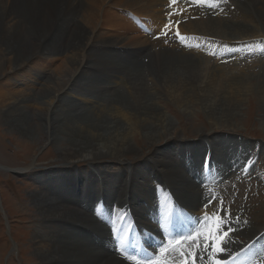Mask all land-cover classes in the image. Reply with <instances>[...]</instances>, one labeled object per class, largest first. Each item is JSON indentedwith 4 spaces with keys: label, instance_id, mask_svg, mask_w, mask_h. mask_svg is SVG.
<instances>
[{
    "label": "bare ground",
    "instance_id": "bare-ground-1",
    "mask_svg": "<svg viewBox=\"0 0 264 264\" xmlns=\"http://www.w3.org/2000/svg\"><path fill=\"white\" fill-rule=\"evenodd\" d=\"M77 1L81 2V5H78L76 3ZM226 1H231V3L216 5L218 0H208L206 5L200 4L192 6V4L187 2L175 3L172 2V0H0V88H2V91L0 90V114L5 120V125L11 129L10 132L20 133L21 136L31 139L34 146L39 144L41 147L45 144H50L54 148L58 162L64 166H70L72 162L76 163L80 160L92 162V160L97 161L108 157L118 161L122 157L136 154V149L131 144V136H134V140L137 139L136 130L140 128V125H143L142 131L143 136L146 137L145 143L147 146L155 147L159 143H164L162 145L163 148L154 149L155 151L153 152L151 162H146L145 166L142 164L134 167L136 170L140 171V173L136 174L135 169H133V171L128 170L127 175L129 174V176L123 175V179L122 175L117 174L114 176L111 181H118V183H115L117 187L114 192L110 191L106 185V181L109 180L105 176L107 174L104 173V175L101 172H96L95 169L89 173L91 176V178L89 176V180L86 178L84 179V173L78 171L75 174L73 171L71 172L68 167L58 169L60 171L56 175L58 180H67L69 182L68 190L72 192L74 199L78 200V204L81 205L83 209L87 207L82 199L74 193L73 186L76 183L74 178L77 177L76 179L79 181L82 179V181L86 183L89 181L86 188L88 189L91 187L92 192L90 193L92 195L95 181H100L105 191V197L102 196L101 198V200L104 201L101 212L105 214L107 221L113 219L111 206L115 204L116 207L119 208L121 200L124 197L125 181H129V184L131 183L129 194L131 191L135 190L134 198L129 195L130 205L136 217L140 235L144 237V242L145 239L150 237L148 240L149 244L146 242L144 243V251L151 259L158 257V251L163 250L161 244L165 243L166 240L163 234H158L164 229L156 210L153 211L154 218L145 216L142 211L153 205L155 206L153 192H156L157 189H154V184L170 190L172 196L176 199V216L174 217L173 229L169 231L164 230L166 234L165 237L170 238L178 235L185 236L186 238L182 239L181 246L164 258V264H168V262L172 264L181 263L180 251L185 245L186 247L196 249V252H193L194 254L192 255L196 258V264H209V256L205 260H203L202 256L207 257V254L212 253L213 249L209 248L208 251H205L208 246L202 247L200 243L204 242L205 235L208 232L211 233L208 217L211 208L209 207L203 211L201 209L202 204H199L201 202L198 199L200 195L203 196L204 200V188L200 185V182L204 181L201 165V181L196 177L190 178L191 169L193 170L197 167L198 161L201 158V150L203 155L205 148L202 145L201 149L200 144L196 145V147L185 145V147L188 148L186 152L189 151L191 153L193 161L192 164H190L191 166L188 167L185 164L188 163L189 160L184 159L185 157L181 149L182 146L174 144V151L177 149L180 150L179 153L174 152L175 157L177 159H182L179 161L175 160L174 155L171 153V147L173 145L170 144V142L177 137L178 129L171 123L168 117L163 114L160 108L155 103L153 104L151 102L153 95L146 90L144 83H142L144 81L142 74L144 55L150 53L152 48H156V52L153 53V62L157 64V69H154V71L156 73H161L162 85L165 88H163L164 91L169 94L172 99L170 100L173 103L184 110L189 125L194 124V117L190 113V108L194 106V98H198L195 93V96L190 99L189 92L197 90L198 86L204 110L209 120H211L210 123L214 125L212 127H216L215 129L221 127L216 120H220V122H222V120L228 121L226 117L230 114V111H227L229 105H234L231 114L234 113L233 111L235 109H238L237 103H242L240 95L242 90L239 88L240 86H238L239 91L235 90L232 92L231 89L233 88V84L226 73L219 69H213L203 65L202 62L195 57L184 54H172L166 49H159L156 42L148 40L147 35L149 31L142 32L144 38L140 35L128 36V34L126 38L123 37L124 39L114 36L120 37L121 34L118 35V33H123V29H128L133 26V19L130 14L137 15V17H139L137 21H141V16L147 14L146 18H150V20L156 22L163 13H167L168 16V12L175 10L182 11L186 14V18L191 16L188 15L191 12H194V15L198 17V22L189 25V20L185 28L193 34L190 35L191 37L195 35L198 38H202V43L199 45L203 48L209 47L212 42H215V40L221 37H232L239 40V37H242L244 33H248V38L251 37V34L255 32L254 28L242 30V25L240 28H235L232 26L233 23H230L231 20H236L239 24H242L240 22L241 19L245 21L246 14L250 13L251 10L249 1L243 0L244 3L239 2V0ZM252 2L264 24V0H252ZM237 3L242 5L243 10L240 11V17H233L229 23L227 20L217 15L214 16L212 13L215 11H211V13L205 9V7L214 6L216 10L223 11V13L230 16L233 14L228 10L231 5H236L237 10L240 9V5ZM167 5H169L168 10L166 9ZM113 9L117 10V12ZM153 10L157 12L155 13ZM78 11H80L79 24L73 25L72 22L76 21V17L73 16L71 19H68V16L75 15ZM127 11H129L130 14H120L121 12ZM223 13L220 16H222ZM83 26L85 29H83ZM150 27L151 29H155L153 26ZM193 27L198 28L195 30ZM73 28L76 29L72 37L71 30ZM106 33L112 37H105L104 35H106ZM151 36H153V34ZM31 38H34L33 42L30 41ZM108 40H110V42H106ZM78 42L79 48L77 47ZM97 43L101 45H113L114 47L121 46L124 49L128 48L127 45H132V47L136 48L137 52L134 51L132 53V58L130 61L126 62L123 67H118L115 70L110 68L109 65L111 66V62L121 61V58L118 55L114 56V58L111 56L108 57L107 55L115 53L113 50L104 48L102 57H100L102 60L95 58L91 54L89 56L87 55L89 63L92 62L97 68L104 69L102 79L100 77L99 80L90 82L91 77L95 73L93 72L89 75V84H92L91 95H97L91 97L88 100L89 105L83 106V108L77 109L72 103L69 102L66 104L64 102V104H58L52 109L51 104L63 88H67L68 91L73 89V82L76 80L74 76H77V74H79L78 72L81 74V72L83 73L88 68L89 70L92 68L90 65L88 67L87 64H85V55L83 52L88 46L91 47ZM179 44H185V46L193 45L196 46V49H200L199 45L187 43L184 39L182 43ZM226 44L233 45L234 42H226ZM61 46H63L62 50ZM216 47L217 46L214 48ZM65 49L68 50L66 56L63 55ZM234 52L235 50L231 49L232 55ZM123 53L127 54L126 51H123ZM141 54H143V56ZM50 55H52L53 58H58L57 63H70L74 67V71L71 72V70H69L71 73L58 77L53 74H33L29 71L20 70L22 63L33 62L37 64V66L43 65ZM140 58L141 61L138 66L137 62H139ZM189 63L191 65H189ZM192 65L196 69L195 74L197 76L195 79H188L189 87H187L183 79V72ZM217 72H220V74H217ZM95 76L93 80L96 79ZM71 79L72 83L70 82ZM85 79H87V74L83 75L78 80V86H80ZM127 79H129V81H127ZM124 81L126 82L124 83ZM130 81L139 84L135 91L120 93L119 90L121 88L124 89L126 84ZM29 84L41 85L40 90L37 88L39 91L36 89L38 93L34 92V89L31 88ZM93 85L96 87H93ZM99 86L103 89L100 92ZM188 88L190 90H188ZM36 95L38 96L37 104L32 103ZM140 101L142 106L141 119L137 122L135 121L133 126L129 128L127 120L117 109L129 108L130 105L135 107ZM260 103H262L261 110L262 113H264V95ZM34 109L38 111V114L35 116L31 115V110ZM109 109L112 110L109 112ZM214 116L215 118H213ZM35 117H37L38 121L33 123L32 121ZM94 119H97L96 123L93 122ZM130 119L133 118L128 117V120ZM261 122H264V118L261 119ZM39 133H44L46 136L44 138H39ZM208 138L212 150L216 145L214 155L217 163L220 162V165H225V161L229 160L226 159L228 157V146H224L222 138L212 137L213 139H210V136ZM227 142H229V140H227ZM234 146L236 148V153H239L236 160L237 163L239 161L238 159L242 158L241 156L245 149L241 147L242 151L240 152L238 151V144L235 143ZM215 158L212 155V164L210 165L211 175L212 169L214 173L216 172V167L214 166ZM202 160L203 157L201 158V162ZM178 162L180 163L178 164ZM256 162H259V159H257ZM154 163L156 164L155 168H157L156 172H153ZM234 163L231 166H233ZM143 168L144 171L141 172ZM70 173L72 176L69 175ZM156 173H160L164 178L158 180ZM40 174H43V177L47 178L49 176V178L45 180H49L52 177V174ZM135 174L136 176L132 181L131 178ZM117 176H121V179H118ZM36 179L37 178H35V180ZM43 185L41 192L36 190L33 192L35 207L38 208L41 215L46 217L57 216L65 218L80 216L79 211L62 205L69 203V193L58 190V186L52 187L48 182L43 183ZM83 186L84 184L82 183V187ZM119 189L121 193L116 199L117 194L115 193L116 190ZM83 193L82 191L80 195ZM109 196H112V201L109 200ZM85 200L92 202L94 199L93 196L89 195L87 197L85 196ZM113 201L118 202L111 204ZM144 202L147 203L146 206H144ZM126 204H128V202H126ZM70 206L73 205L70 204ZM126 206L130 209L129 205ZM94 220L96 221L95 218ZM55 221L56 224L60 226V228L66 230L67 233L84 238L89 237V241L93 243L97 242L100 238V234H93L89 226H81L80 224L65 220ZM225 225L230 224L225 223ZM101 226L106 230L105 226ZM41 229L44 230L45 228L41 227ZM173 230L175 232H172ZM242 232L243 234L245 233V237L250 238L252 235V232ZM132 235L136 238L134 231ZM42 237L48 238L49 236L37 234L31 241H35L37 238L40 239ZM53 238L55 241L51 243L50 240ZM261 238L256 242H259ZM65 239L66 238L50 236L48 241L42 240L41 244L34 245V252L42 262H49L53 259L52 261L68 260L66 264H126L112 257L109 253L97 254L94 253L93 250L92 253L87 249L81 253L75 252L81 249L78 241L71 242L69 239ZM179 239L180 238H175L173 241ZM131 240L132 236L129 241ZM200 240L201 242L199 243ZM231 247V245L227 246L228 249ZM120 252H123V255H128V251L126 250ZM255 253L256 252L253 254ZM134 255H137V252H134ZM56 257L62 258L54 259ZM239 258L240 256L236 257L230 264L240 262L241 258ZM249 259H251V256H248V261ZM249 264H252V262Z\"/></svg>",
    "mask_w": 264,
    "mask_h": 264
},
{
    "label": "rangeland",
    "instance_id": "rangeland-1",
    "mask_svg": "<svg viewBox=\"0 0 264 264\" xmlns=\"http://www.w3.org/2000/svg\"><path fill=\"white\" fill-rule=\"evenodd\" d=\"M248 1L250 3L251 10L250 13L246 14L245 21H242L241 19L240 22L242 24L237 23L236 20L232 21L230 18L235 17V13H234L229 16V20H227V22L229 23L231 20L230 23H233L232 26H234L235 28L237 27L240 28V26L242 25L241 27L242 30L254 28L255 32L251 34L252 36L248 38L249 36L248 33H244L242 37H239V40L237 38H232V37H221L215 40V42H212V44L209 47H206L209 49L217 46L216 48L218 49H228L226 46H224V44H226V42L230 43L231 41H233L234 44L232 45L233 47L232 49L235 50L234 53L237 55V59H238L235 62L236 63L239 62L240 66H238V64L237 65L232 64V62L228 63L227 65L225 64L224 66L218 65L213 60L212 61L209 60L210 57H206V56L202 57L200 56L201 53H199L198 51L187 50L186 48L182 47L181 44L179 43H182L183 40L181 41L180 39V41H178L175 38H171L168 33H172L171 28L173 22L183 19L181 17L186 18V14H184L182 11H181L182 12L181 16H178L179 11H175V10L168 12L169 14L168 16L167 13H163L162 15H160V17L158 16L159 19L156 22L155 21L153 22L152 20H150V18H146L147 14L141 16L142 17V20L140 19L141 21H137L138 19L135 20L134 15H131V17L134 19V22L132 23L133 26L129 27L128 29H123V33H118V35L121 34L120 37L118 36H114V37L122 39L123 37L126 38V35L128 34V36L140 35L142 38H144L142 32L149 31L147 35L148 40L152 42H156L159 49H166L172 54H184L191 57H195L199 59L203 65L208 66L209 68L219 69L224 73H226L233 84V88L231 89L232 92H234L235 90L239 91V88H241L242 92L240 95H241L242 103L241 104L237 103L238 109H235L233 111L234 112L233 114H231V112L234 105L228 106L229 108H227V111H230V114L227 115L226 117L228 121L221 119L223 122L222 123L220 122V120H216L221 126L218 127V129H215L216 127L215 128L212 127L214 125L210 123L211 120H209L208 115L204 110L201 93L199 92L200 91L199 86L197 90L189 92L190 99L191 97L195 96V93L197 94L198 97L197 99L194 98L195 101L194 106L190 108L191 111L190 113L194 117V124L189 125L187 122V117H185L184 110H182L175 103H173L171 101L172 99L170 98L169 94H167L164 91L165 88L162 85L163 81L161 79V73L160 72L156 73L154 71V69L155 70L157 69V64L153 62V56H154L153 53L156 52V48H152L150 53L144 55V59L142 63V74L144 81L142 83H144L146 90L153 95L152 96L153 99L151 100V102L153 104L155 103L163 112V114L166 115L168 119L171 121V123L178 129L177 137L172 139L171 140L172 142H170V144L173 145L171 147V151H172L171 153L174 155V149H175L174 144L182 146L181 149H182V154L185 157L184 159L189 160L188 163H186L185 165L190 167L191 166L190 164H192L193 161H192L191 153L189 151L186 152V149L188 148H186L185 145L188 146L191 145V147H196V145L200 144L202 149L203 141H205V139L208 138L209 136L210 139L212 137L222 138V141L224 142V146H228V153H227L228 157L226 159L229 160L225 161V165L223 164L220 165L219 164L220 162L217 163L214 155L216 150V145H215V147H213V157L215 158L214 166L216 167V172L215 174H213L214 171L212 169V175L210 178L211 180L208 179L207 182L205 181L202 182L200 179V165L202 158V150H201V158L198 161L197 167L194 168L193 170L191 169L190 178L196 177L197 179H199V181L202 182V183L200 182V185H202V187L208 185V187L211 186L210 188L216 190L217 194L215 196V199L218 202L220 201L219 208H215L216 211L221 209L222 213H225L231 207L238 206L237 210H242V212L239 214V217L244 216L247 219L249 218L251 222L255 224V227L257 226L254 232H252V235H254L256 231H259L264 227V181L258 180V177L255 174L258 171L264 170V122H261V119L264 118V113H262L261 110L262 103H260L264 95V89H263L264 60L255 59L256 63L251 64L249 68L248 66L244 68L245 67L244 65L246 63L245 59L240 57L243 54L244 50L250 48L247 47L245 44L250 45L255 38L264 37V24L262 19L259 17L252 0H248ZM76 3L78 5H81V2L79 1H77ZM237 4L240 5V9H238L237 11H242L243 10L242 5L240 3ZM166 9L167 10L169 9V5H167ZM113 10L117 12V10L115 9ZM128 12L129 11L121 12L120 14L125 15V13ZM79 14L80 11L76 12L75 15L68 16V19H71L73 16L76 17V21L72 22L73 25L79 24L80 21ZM188 15L196 16L194 15V12H191ZM195 22L198 21H192V22L190 21L189 25ZM185 25L186 23L181 24L180 26L182 32L184 33L186 32L187 34L184 40L190 44L193 43L197 45L201 44L202 38H198L195 35L191 37L190 35L193 34H191V32L185 28ZM150 26H153L155 29H151ZM197 28L198 27H193V29L195 30ZM75 29L76 28H73L71 30L72 37ZM83 29H85L84 26ZM152 34L153 36H151ZM165 34L167 36H165ZM104 36L108 38L112 37L109 36L107 33ZM33 40L34 38L30 39L31 42H33ZM106 42H110V40ZM127 46H128L127 49H124L121 46L114 47L113 45H108V44L101 45L98 43L91 47L88 46L83 53L85 55V64H87L88 67L90 65L92 68L90 70L88 68L83 73L81 72V74L80 72H78L80 75L77 74V76L76 75L74 76L76 80L75 82H73L74 83L73 89L71 87L72 90L68 91L67 88H63V90L57 94L54 102L51 104L52 109H54L55 106L58 104H64V102L66 104L69 102L72 103L77 109L89 105L88 100L91 97L97 95V94L91 95L92 84H89V75H91V73L94 72L95 74L91 77L90 82L97 81L100 79V77L102 79V76L104 74V69L97 68L96 65H93L92 62L89 63V61L87 60V55L89 56L91 54L95 58L102 60V58L100 57H102V52L104 48H109L113 50L115 53H112V55H107V56L108 57L111 56L114 58V56L118 55L121 58V61L111 62V66L109 65L110 68L115 70L118 67H123L126 62L130 61V59L132 58V53L136 51V48L132 47V45H127ZM77 47L78 48L80 47L79 42L77 43ZM62 49L63 46H61V50ZM123 51H126L127 54H124ZM67 53L68 50L65 49L63 55L66 56ZM254 53L255 52H253V54ZM141 55L143 56V54ZM244 55L246 56V54ZM250 59L252 63L254 59L253 60L252 58ZM140 61L141 58L139 62H137L138 66ZM57 62H58V58H53L52 55H50L43 65L37 66V64L33 62L22 63L20 70L29 71L30 73L33 74H42V73H45L46 75L53 74L58 77H62L65 74L74 71V67L70 63L67 62L57 63ZM189 65L191 64L189 63ZM69 70H71V72H69ZM195 73H196V69L193 65L188 67L183 72L184 74V75L182 74L183 79L187 87H189L188 79L196 78L197 75ZM86 74H87V79H85L80 84V86H78L79 85L78 80L83 75ZM217 74H220V72H217ZM94 76L96 78L95 80H93ZM127 81H129V79H127ZM70 82L72 83V79L70 80ZM125 82L126 81H124V83ZM29 85L31 88L34 89V92L39 91L41 88V85L38 84H32V85L29 84ZM137 85L139 84L130 81L128 82V84H126L124 89L121 88L119 91L120 93L135 91ZM238 86L240 87L238 88ZM93 87L96 86L93 85ZM1 89L2 88H0V90ZM101 90L103 89L100 88L99 86V92ZM188 90L190 89L188 88ZM37 95L32 100V103L35 104L38 103ZM133 107H134L133 105H130L129 108H122L121 110L117 109V111L121 113V115L127 120L129 128L133 126L135 121L137 122L138 120H140L142 115L141 101L139 102V104L135 105L134 108ZM111 110L112 109H109L108 111L110 112ZM37 114H38L37 109L31 110V115L35 116ZM128 117H131L133 119L128 120ZM213 118H215V116ZM37 121L38 119L37 117H35L32 122L36 123ZM4 122L5 120L2 118L0 114V264H66L68 263V260L52 261L53 259H51V261L49 262H42L35 254L33 246L41 244L42 240L48 241V238L50 236L66 238L65 240L69 239L71 242L78 241V243L81 246V249L75 252L81 253L82 251L87 249L90 252L93 253L94 251V253L97 254L109 253L112 257L118 259L120 262L125 263L123 260H121L118 257L119 256L118 254L121 255L123 254L120 251L116 250L113 240L110 238V236L107 233L108 231L104 230L101 224L97 222V220L96 221L94 220L93 216L90 214L91 212L88 215L86 211L81 210L83 208L81 207V205L78 204V200L74 199L72 192L68 190L69 182L67 180H63V181L58 180L56 175L60 171L58 169H63L68 167L70 171L71 172L73 171V173L75 174L78 171L84 173L85 176L84 179L85 178L88 179L90 176L89 173L92 172L93 169H95L96 172L107 174V175L104 174L107 177V179H109L106 181V185L110 191L114 192L117 187L115 183H118V181H111V179L114 176H116L117 174L123 176L126 166L128 167L129 165L131 168L135 169L136 174L140 173V171L136 170V168L134 167L142 164H144L145 166L146 162L147 163L151 162L153 152L155 151L154 149L163 148L162 145L164 143L163 142L159 143L155 147L147 146L145 143L146 137L143 136V131H142L143 125H140L139 126L140 128L136 130L137 139L134 140V136L133 135L131 136L132 137L131 144L135 147L136 154L134 155L132 154L127 157H122L118 161L112 159L111 157H108L105 159H99L97 161L92 160V162L80 160L77 161L76 163L72 162L70 166H64L58 162L57 155L54 152L53 146H51L50 144H45L41 147L39 144H36L34 146V144H32L31 142L32 141L31 139L21 136L20 133L10 132L11 129L7 125H5ZM93 122L96 123L97 119H94ZM38 136L39 138H44L46 135L44 133H39ZM227 140H229L230 143L227 142ZM235 143L238 144L239 148L244 147L245 149V151L241 156L242 158L238 159L240 162L238 161L237 163L236 160L238 158L239 153H236V148L234 146ZM255 144L261 146L263 145V148L261 149V153L258 157L259 162H257V164L255 165V169H253L249 173V176L246 177L244 176V172L241 171V168L243 166L241 168L239 166L241 165V161L243 159H244L243 161V165H244L247 158L251 154ZM175 160L179 161L182 159H177L175 157ZM179 163L180 162H178V164ZM233 163L234 165L231 166ZM133 164L134 166H131ZM155 167L156 164L154 163L153 172L157 171V168ZM142 171H144V168L141 170V172ZM40 173H44V174L47 173L48 175L52 174V177L49 180H45L48 179L49 176L47 175L48 178L43 177V174ZM136 174L132 176L131 178L132 181L135 178ZM69 175L72 176L71 173ZM128 176L129 174L127 175V177ZM156 176L158 177V180L164 178L161 176L160 173H156ZM233 177L236 180L235 183L231 185L232 183L231 181ZM35 178L37 179L35 180ZM117 178L121 179V176H117ZM123 178L124 176L122 177V179ZM245 178H247L248 182H245ZM240 180H241V185L239 190H237L240 184L239 183ZM80 181L84 184L82 190L83 191L86 190L87 189L86 185L89 181L87 183L85 181H82V179H80ZM45 182L50 183L52 187L58 186V190H61L62 192L69 193L70 195V198L68 199L69 203L62 205L79 211L80 216H73V218H65V217H57V216L46 217L44 215H41L38 211V208L35 207L33 192H35V190L41 192L43 189L42 187L44 186L43 183ZM204 182L208 184H205ZM130 184L129 181L128 182L125 181L124 197L121 200L119 209H123L124 206L129 205L130 210L133 216L135 217L129 201V195L132 198L135 197V190L131 191V193L129 194ZM203 188L205 189V187ZM154 189H156V187H154ZM86 193L87 190L85 191V196ZM117 197H119V195L116 196V199ZM108 198L110 201L113 200L112 196H109ZM198 199L201 201L199 204H207L208 201L212 199V196L210 193L209 194L207 193L206 195H204L205 201L203 200L202 195H200ZM126 202H128V204H126ZM70 204H72L73 206H70ZM146 205L147 203L144 202V206ZM86 207H88V205H86ZM154 210H156V207L153 205L150 208H146L144 211H142V213L145 216L154 218V213H153ZM229 212L230 215L228 217L230 219L237 216L235 212L233 211H229ZM55 220H65L76 224H80L81 226H89V229L92 230L93 234H100V238L97 242L93 243L89 241V237L84 238L78 235L67 233L66 230L60 228V226L56 224ZM41 227L45 229L42 230ZM136 227H137V221H136ZM133 231L136 234V239H138V236L139 238H141L138 227L137 230L133 229L132 232ZM161 233H164V230L159 232L158 235H161ZM209 233L210 232H208L205 235L204 242H207V237L209 238ZM258 233H256L255 235H257ZM37 234H44L45 236H49V237L48 238L42 237L40 239L37 238L35 241H31V239ZM239 235H242L243 238L245 237V233L243 234V232H240ZM259 238H261V240L259 242H255V244L251 246L253 247L252 248L253 250L251 251L252 254L254 252L258 253L257 251L261 247L262 242L264 241V234L261 235ZM54 241H55L54 238L50 240L51 243H54ZM232 242L239 244V242L235 239H232ZM262 245L264 246V243ZM144 248L145 247L143 246V249ZM191 249H195V248H191ZM193 252L195 251L193 250ZM137 255L139 254L137 253ZM208 256L209 254H207V257L202 256L203 260L207 259ZM245 256H247V252L240 256L241 258L240 262L238 263L234 262L232 264H243L242 259ZM60 258L62 257H56L54 259H60ZM137 259L138 258L134 260ZM253 260L254 257L251 256L249 262H253ZM140 264H144V262ZM168 264H172V263L168 262Z\"/></svg>",
    "mask_w": 264,
    "mask_h": 264
},
{
    "label": "snow or ice",
    "instance_id": "snow-or-ice-1",
    "mask_svg": "<svg viewBox=\"0 0 264 264\" xmlns=\"http://www.w3.org/2000/svg\"><path fill=\"white\" fill-rule=\"evenodd\" d=\"M177 35H179V34L177 33ZM211 204H212V201L209 200L208 204H206L205 207L207 208V207H209ZM206 218H207V217H206ZM218 219H219V218H218ZM218 231H219V230H218ZM229 231H231V229H230ZM224 236H227V233H224ZM222 238H223V237H221V236L218 235L215 239H222ZM209 240H212L211 233H209ZM178 243H179V242H178ZM209 248H216L215 240H212V243L208 245V248H206L205 251H208ZM216 250H218V251H223L222 248H216ZM129 258H132V257L130 256ZM136 264H139V262L137 261ZM217 264H219V262H217Z\"/></svg>",
    "mask_w": 264,
    "mask_h": 264
}]
</instances>
